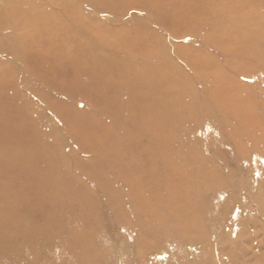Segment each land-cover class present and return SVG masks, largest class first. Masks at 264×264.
I'll return each mask as SVG.
<instances>
[{
  "label": "rangeland",
  "instance_id": "obj_1",
  "mask_svg": "<svg viewBox=\"0 0 264 264\" xmlns=\"http://www.w3.org/2000/svg\"><path fill=\"white\" fill-rule=\"evenodd\" d=\"M52 16L81 56L13 61ZM0 38V264H264V0H0Z\"/></svg>",
  "mask_w": 264,
  "mask_h": 264
},
{
  "label": "bare ground",
  "instance_id": "obj_2",
  "mask_svg": "<svg viewBox=\"0 0 264 264\" xmlns=\"http://www.w3.org/2000/svg\"><path fill=\"white\" fill-rule=\"evenodd\" d=\"M64 8H66V9H64L65 10L64 13H65V16H67V18H69V17H74V18L75 17H78L77 14L80 13V11L74 12L73 10H71L68 7H64ZM27 15H26V17L29 18L30 16H27ZM59 18L60 17H57V16L50 17V19L47 20V22L45 23V26H43L44 23L42 24L43 27L39 26V23L38 24H35V25L32 24V29L30 30V33L29 34H26V35H23V34L21 35V40H22V42H21L22 43L21 44V51L22 52H18L17 51L16 53H12L10 58L13 61H15V62H17V63H19L21 65L27 66V68H28V65L42 64V60L45 63L46 62L48 64L51 63L52 65L59 64L61 61L64 62L63 56L65 55V50H63V49H65V48L68 49L67 50L68 52L66 54L68 56V61L80 57L81 56V53L84 51V49H83V47H84L83 37H77L78 40L75 42L76 44L74 43V45L73 44H70V45L68 44L69 42H71L70 41L71 40L70 38H69V41H68V37H65L64 36V37L59 38L58 36L60 34V31H64L66 33V36H67V33H69L68 31L71 29L70 26H69V24L65 22V19L63 20L62 18H60L61 19L60 20ZM41 33H44L46 37H44V34H41ZM1 39L2 38H0V43H1V41H3ZM59 39H60V41H62V43L60 44L61 45V48H59V45L56 43ZM16 41H17V38L16 39L15 38H8V39H6V42L7 43H11V44L12 43L15 44ZM0 50L2 51V53L3 52H6L4 46H3V48H0ZM35 53L36 54L39 53V56H38L39 58L37 56L36 57L34 56V55H36ZM47 54H48L49 58L51 57L53 59L52 61L51 60L50 61L47 60ZM95 77H97V76H95ZM9 79L12 80L13 77H9ZM143 95H145V94H143ZM133 96L134 95H133V92H132V94H129L128 97H129L130 100H132L131 98H134ZM129 115H130L128 117L129 120L127 121L128 123L126 124V128H125L124 133L131 134V132L133 130V128H132V125L133 124H132V121L131 120L133 118L134 113H131ZM29 127H30L29 125L27 127H20V129L22 130V132L20 131V134L23 133V137L26 134V138L24 139V144L25 145H24V149H23L25 152H26V149H27L26 148L27 144H29L31 146H32V144H35L36 146L43 147V144H44V141H45V138L37 137L36 139H33V140L31 139V140H29L26 143V141L28 139H30V137H27V135H28L27 134V131H28L27 129ZM13 158H15V157H13ZM27 160L29 162H31L30 159H27ZM49 160H50V162H52V164H54V162L57 160L58 162L63 163L64 166L66 165L63 162L64 161V158L61 157V156L60 157L58 156L55 160H54L53 157H51ZM61 160H63V161H61ZM6 162L7 163H5V165H9V168H10V164L12 162L11 159L7 160ZM8 163H10V164H8ZM65 167H66L67 170L69 169L67 166H65ZM106 172H108V171H106ZM52 173H55L53 175V177H52L53 178V180L51 181L52 182V185L54 186V184H55L56 186H58L62 182L61 181V177H62L61 175H62V173L59 172V169L57 168V165L54 168V170L51 172V174ZM107 178L108 177H106V179ZM119 196H121V194H119ZM132 196H133L132 192L131 193H128V197H129L131 203H133ZM117 197L118 196L111 195V199L113 201L118 200ZM146 200L148 201V199H146ZM144 226H146V228H148V227L150 228L151 227L149 225V223H148V226H147V224H145ZM38 228H40V227H38ZM31 231L32 230H30V232ZM58 232H60V231H58Z\"/></svg>",
  "mask_w": 264,
  "mask_h": 264
}]
</instances>
